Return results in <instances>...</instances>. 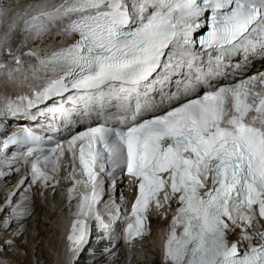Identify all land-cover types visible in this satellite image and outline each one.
<instances>
[{
  "label": "snow or ice",
  "instance_id": "obj_1",
  "mask_svg": "<svg viewBox=\"0 0 264 264\" xmlns=\"http://www.w3.org/2000/svg\"><path fill=\"white\" fill-rule=\"evenodd\" d=\"M256 56L264 0H0V178L26 166L0 216L30 215L32 187L55 191L67 152L73 257L88 217L114 254L126 213L112 193L127 177L129 246L150 207L166 219L175 204L163 264H264V72L221 80ZM93 115L66 139L46 135ZM11 120L24 123L9 132ZM105 193L111 222L98 210Z\"/></svg>",
  "mask_w": 264,
  "mask_h": 264
},
{
  "label": "bare ground",
  "instance_id": "obj_2",
  "mask_svg": "<svg viewBox=\"0 0 264 264\" xmlns=\"http://www.w3.org/2000/svg\"><path fill=\"white\" fill-rule=\"evenodd\" d=\"M50 39L48 38L44 43H48ZM248 64L251 66H248ZM248 64L242 71L264 67V61L257 56L255 61L248 62ZM12 121L14 120L10 122ZM10 127L11 124L8 129ZM16 177V174L12 172L5 178H0V186L10 184ZM123 187L124 193H126L128 191L126 182H123ZM10 189H13L12 185L0 189V207L4 206L5 198L9 195ZM49 189H40L38 199L42 202L41 205L35 195L31 197L29 206L31 214L21 220L22 223H19V225L17 220L8 212L10 208L5 211L4 216L8 215L9 217L7 228L0 226V264H66L70 260L72 254L68 251L69 242L67 240V235L71 229L70 225L62 218V215L57 216L54 214L62 207L63 197L62 195L51 196ZM35 191L38 192V189L35 188ZM130 193H132V190H130ZM64 195L68 196L65 190ZM4 216H0V219H5ZM53 221L55 224H58L59 221L60 227L58 229H56V225H52ZM161 224L167 227L166 219H152L151 234L140 237L137 244L132 245L126 253H120L118 258L115 257L114 263L111 262L110 264H163L159 258L158 250L160 233L156 229V226ZM49 236L52 237V241ZM101 257L102 253L98 252L90 263L84 261L79 263L77 257L73 264H92Z\"/></svg>",
  "mask_w": 264,
  "mask_h": 264
},
{
  "label": "rangeland",
  "instance_id": "obj_3",
  "mask_svg": "<svg viewBox=\"0 0 264 264\" xmlns=\"http://www.w3.org/2000/svg\"><path fill=\"white\" fill-rule=\"evenodd\" d=\"M33 204H35V203H33ZM43 208V207H42ZM44 212H45V209H44ZM4 214H5V212L2 214V216H4ZM32 217H34L33 215H32ZM35 218V217H34ZM52 222V221H51ZM52 225H56L55 224V222L53 221V223H52ZM43 226V225H42ZM42 228H45V227H42ZM50 238H51V241H52V237L51 236H49ZM48 242V241H47ZM47 242H46V246H47ZM52 243V242H51ZM54 244H55V242H54Z\"/></svg>",
  "mask_w": 264,
  "mask_h": 264
}]
</instances>
